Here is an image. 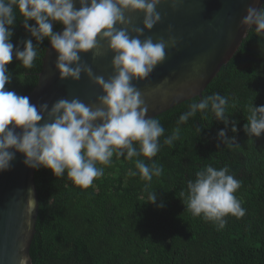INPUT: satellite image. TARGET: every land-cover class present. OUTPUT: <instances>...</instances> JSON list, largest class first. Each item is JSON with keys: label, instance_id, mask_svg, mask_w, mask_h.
Masks as SVG:
<instances>
[{"label": "trees", "instance_id": "1", "mask_svg": "<svg viewBox=\"0 0 264 264\" xmlns=\"http://www.w3.org/2000/svg\"><path fill=\"white\" fill-rule=\"evenodd\" d=\"M60 25L54 22L53 31ZM10 27L14 51L16 46L23 50L22 40L32 39L36 45L18 13ZM48 42L46 38L38 45L31 69L19 66L13 55L6 66L12 75L7 90L29 94ZM213 93L228 98L226 135L234 136L235 142L229 146L221 141L218 132L225 124L209 112L206 118L197 113L180 125V138L172 146L164 144L189 105ZM252 103L264 105V38L248 30L200 97L153 116L165 132L152 158L163 172L153 177L150 187L145 188L139 175H128L129 169L136 171L134 161L117 160L115 155L111 165H98L104 175L83 190L66 174L57 178L50 169H35L38 213L29 248L32 264H264V133L249 137L243 130ZM233 121L236 133L231 131ZM206 165L217 170L227 165L229 174L241 182L235 196L246 214L227 216L219 231L202 216L193 217L183 204L186 197L180 196L187 181L195 180V173ZM150 192L156 194L155 203L149 202Z\"/></svg>", "mask_w": 264, "mask_h": 264}, {"label": "clouds", "instance_id": "2", "mask_svg": "<svg viewBox=\"0 0 264 264\" xmlns=\"http://www.w3.org/2000/svg\"><path fill=\"white\" fill-rule=\"evenodd\" d=\"M79 3V8L75 7ZM162 0H0V172L10 169L15 153L24 155L23 163L33 169H50L57 178L67 176L74 186L87 189L94 179L104 175L98 165H111L115 155L119 160L134 161L136 171L129 169V176L139 175L150 187L153 177H159L162 166L153 157L160 150L159 138L165 129L159 119L147 117L148 109L133 80H145L157 65L165 60L166 44L156 43L148 37L140 39L144 30H151L161 21L157 6ZM249 5L240 24L264 38V5ZM126 12H143V28L131 27ZM17 13L22 18L24 29L35 38L22 40L23 50L11 42ZM29 21H35L30 25ZM64 26L61 33L53 31V23ZM122 25L123 27H116ZM171 26L169 31L171 32ZM135 33V35H132ZM50 41L56 54L55 69L61 80L76 82L83 73L102 90L97 104H85L79 98H61L49 108L48 103L39 106L30 103L28 96L9 91L5 85L12 75L7 65L13 55L25 69H31L38 55V45ZM98 40L105 41L113 55V75L107 80L95 75L92 67L81 60V53L99 55ZM174 48L177 41L170 37ZM234 106V105H233ZM228 98L219 93L203 97L189 105L181 114L177 127L165 138L164 144L172 146L180 138V125L186 124L197 113L206 118L210 112L215 120L222 121L225 128L218 132L221 141L231 146L235 137H228ZM243 130L249 137L264 133V105L248 106ZM43 123H40L41 121ZM11 125V127H10ZM17 129H20L17 132ZM231 131L237 132L236 122ZM14 149L15 151H10ZM135 158V159H134ZM147 158L151 163L146 162ZM241 182L229 174V167L217 170L211 165L195 173V180L187 181L183 204L193 217L212 222L222 230L231 215L241 218L246 210L235 193ZM155 192L149 193V202H156ZM35 201L27 200L26 211L32 214ZM18 264H28V257L20 256Z\"/></svg>", "mask_w": 264, "mask_h": 264}, {"label": "water", "instance_id": "3", "mask_svg": "<svg viewBox=\"0 0 264 264\" xmlns=\"http://www.w3.org/2000/svg\"><path fill=\"white\" fill-rule=\"evenodd\" d=\"M263 2L259 0L256 7ZM254 3L255 0H162L156 9L161 21L151 30H144L140 39L150 37L154 43L163 40L165 60L145 80L132 81L148 109L146 118L201 96L246 36L247 29L240 21L246 15L247 7ZM75 7L79 8L78 2ZM125 16L130 19V28H143V12H126ZM63 29L61 24L56 32L61 33ZM170 37L177 41L174 48L169 43ZM98 43L99 55L81 53V60L92 67L95 75L107 80L114 74L111 63L114 54L108 50L105 41L98 40ZM55 60L56 54L49 41L41 59L37 83L27 95L30 103L37 106L48 103L50 108L61 98H79L85 104H97L102 90L83 73L76 82L70 78L61 80ZM24 158L22 153L16 152L10 169L0 172V264H18L20 256L28 257V264H32L29 248L35 233L38 193L35 169L27 167ZM29 190L35 201L31 215L26 211Z\"/></svg>", "mask_w": 264, "mask_h": 264}]
</instances>
